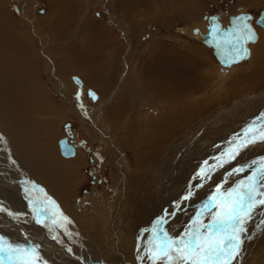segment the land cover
Returning a JSON list of instances; mask_svg holds the SVG:
<instances>
[{
    "label": "rangeland",
    "instance_id": "374dc122",
    "mask_svg": "<svg viewBox=\"0 0 264 264\" xmlns=\"http://www.w3.org/2000/svg\"><path fill=\"white\" fill-rule=\"evenodd\" d=\"M3 1L0 4V40L2 38L6 42L4 43L5 45H0V60H2L0 63L3 64V68H0V90L1 87L4 88V84L11 89L10 85L13 82L10 81V74H14V72L10 68L16 61L22 59V64H24L26 71L22 70L24 71V76L17 71L19 77L24 80V94L21 95L25 103L24 110L19 109L15 111V108H9L10 116L18 117L21 115L20 117H22L23 115L24 125L19 127L17 125V129L15 128L13 133L7 132L8 130H5L4 126H0V161L2 163H5V161L11 162L10 164L12 166L17 165L21 167L22 169L20 171L24 170V177L33 181L35 186H38L44 192L43 194L57 199L58 202V196L55 194L56 191L53 189V185L51 183L48 185L39 178L37 179L38 175L36 172H38V168L41 166L40 164H44L42 158L45 156L50 158L55 157L58 160L59 166L63 163L66 165V168L57 166L56 168L53 167L54 169H64V171L68 172L74 171L72 173L74 174L73 177H76L75 184L67 189V199L71 205L73 204L70 213L75 219H78V216L82 217V215L96 216L95 218L100 223L99 225L103 227L102 242L104 248L103 246H99L101 247L100 251L106 258L105 264H154L150 258L151 251L154 249L155 244L163 239L165 233L171 238L179 239L180 237H184L185 231L192 225L198 214L202 222L208 223L210 214L216 211V204H219L221 200H228L230 205L231 200L235 199V193H233L231 198L227 196L229 189L241 190V182L245 184L249 183L248 178L252 177L254 173L258 174L255 178L256 191L264 194V180H261L259 176L261 165L264 164V142L255 149L256 152L253 150L251 144L245 147V152L242 149H237V146L242 141L257 135V132L253 131H264V63H261L256 71L254 70V61L252 60L255 52H259V56L263 55L260 57L264 60V50L258 51L255 49L259 44H264V28L261 27V24H259L261 26L257 25L258 23L256 22L257 16H260L259 13L264 7V0H138L137 3H142V5L137 6L135 4V13H131L126 8V5L123 4L122 0H64L66 5L59 10L61 14L55 22H52L50 18L58 13L56 9L58 4H51L49 0H31L28 10L24 8V4H27L25 0ZM70 7L76 13L74 22L72 23L74 25L71 27H69L71 20H66V18H69V14L66 11ZM248 11L253 12L256 17L254 23H256V29L259 33L258 42L250 45L251 56L248 59L233 64L231 67H225L218 62L214 49L204 43L201 35V33L207 32V18L213 14H220V20L226 25L229 23L230 15H237L241 12ZM8 18L12 20V24ZM34 20L38 24L36 29L32 25ZM50 23H56V31L63 32L61 38L56 40L50 39L49 35L51 33L50 30H47ZM97 23L106 32L105 38L107 43L104 47H102V44L99 47L98 43L100 41L98 42L97 39H94L96 37V30L94 31L92 28L94 25H99ZM137 23L140 29L135 27ZM88 32H91V34L87 35ZM23 35L24 41H26V37L29 39V47L31 48H29L28 52L23 53L24 47L22 44L19 47H23V51L20 48L18 49V47H13L15 52L13 49H7L9 46L7 41L9 39L13 38L14 40L17 38L16 36L23 37ZM105 38L103 36V39ZM2 40L0 42L3 44ZM58 44H64V46L60 47ZM66 45L67 47H65ZM158 46L167 48V52L168 49L171 50L169 51V57L172 60L175 59L173 60L177 65L175 66L179 69L178 72H175L172 79L167 80L168 82L172 83L179 80L178 83L181 85L184 79L186 81L184 76L188 77V74L191 73V71L187 72L190 70L188 64L177 61L176 57L173 56L172 53L174 50L187 53L188 50L197 48L196 50L199 53L195 54L193 52L195 55H188H191L195 61L200 62V67L204 65V67H207H203L205 70L211 69L210 79L206 80L201 87L198 89L197 87L188 88V90H186L187 88L184 89L183 97L185 98H182L184 101L191 99L192 102H197L202 107L207 98L214 96L212 95L214 90V93H217L222 88L224 91L230 89L232 91L234 90V94L232 92L221 102H210L211 105L209 106V103L204 111L199 112L189 123L184 120V123L179 129L175 130L168 139L160 142L154 148L152 147L155 146L151 140L152 136L148 138L149 133H144V140L148 138L145 143L149 144L151 142L150 146H147V150L141 144H131L128 145L129 147H121L120 145L122 144L117 143V139L111 131L115 129L121 133L126 132L128 129L123 124L117 126L116 121H112L111 124L107 123L105 109L111 107L114 102L117 105L120 96L122 94L125 96L128 92V85L130 83L136 89L135 94L137 99H132L129 102V107L132 108V112L128 114L129 116L125 117V125L129 120L134 121L131 116L138 109L140 110L139 117L142 120L151 121L154 118L156 120L162 119L163 113L167 110L166 105L171 104L169 101V104L165 103V106H162V100L158 99V93L154 90L153 85L146 83V81L150 82V78L144 77L142 70L141 73L139 71V67H142L146 59L149 58V55ZM51 47L55 48L51 49ZM59 47L61 48V52H59ZM203 49L206 51L205 54L202 52ZM9 50H13L12 55L8 52ZM60 56L64 57L67 62L69 61L68 63L71 67L67 65V62L65 64L63 60L60 63L57 62L56 59ZM49 58H52L55 62L50 64L51 60ZM8 59L10 62H7ZM112 60H114L113 64ZM108 63L112 65L110 66ZM9 65L11 67H8ZM262 65L263 67H261ZM255 71L258 76L260 75L259 85L255 89L247 92L243 91L244 83L249 77L254 76ZM260 72L261 74H259ZM75 74L82 79V85L74 78ZM139 76L143 80L142 83L139 80ZM150 77L154 81V75ZM108 79L110 81L107 84ZM103 82L106 83L107 87ZM138 83L141 85H138ZM89 87L98 94L95 100L89 95ZM31 92H36L38 96L31 94ZM190 92L192 94L191 97H189ZM78 93L80 94L81 101L78 99ZM79 101L82 103H79ZM250 102L259 106L260 110L253 111L250 114L248 110V112L244 109L240 110ZM174 103L175 101H173ZM230 109H232L231 112H229ZM0 113H3L1 104ZM10 116H7L5 119L7 120ZM12 119L13 123L11 126L14 128L16 125L14 117ZM256 121L260 122L257 123ZM0 123H3V120H0ZM39 125H43V129L34 138L28 129H30L29 127H35L37 130ZM224 125L227 127V130H224ZM68 130L72 131V136H68ZM150 130L154 132L155 128L152 127ZM49 131H51L50 134ZM63 136H68L76 145L78 150L76 157H65L62 155L59 139ZM110 136L112 139H110ZM180 137L181 139H179ZM14 141L19 143L16 144ZM218 141L219 144L221 143V146H216ZM199 142L200 144H198ZM197 145L199 147L203 146V148H199ZM19 147L21 150L18 149ZM142 151H144V161L146 162V165L141 168L146 175L143 178L146 177V184L148 186L154 185L156 188L153 187V189L155 190L163 189L167 180L180 176V167H183V161L186 155L195 153V157H192L190 166H187L188 168L186 167L184 170L185 173L187 169V173H185V177L187 176L185 179L186 183L179 199L172 198L166 200V194L160 192V196L165 199L164 203L166 205L160 203L159 197L155 198L152 207L153 217L143 219L139 228H136L127 238L121 233L123 230H119V223L116 220L118 225H114L113 233L110 234V217L114 216L115 207L120 208L118 201L122 195L121 189L119 188L122 184V167H125L124 169L128 172L135 173L137 166L135 156ZM158 154L160 155L158 156ZM200 155L202 156L200 157ZM23 156L26 157L24 158ZM74 158L79 159L76 162ZM123 159L127 163L126 166H123ZM49 162L51 163V161ZM49 162L48 165L54 164H50ZM0 169V173H6L3 167H0ZM213 169H219L217 175L213 173ZM235 169H242V171L236 172L234 171ZM2 174L0 177H2ZM170 182H167L166 190H171L170 185L172 187L174 180ZM205 183L208 184L205 185ZM6 186H8V183ZM13 188L15 190L14 186ZM3 189L4 187H0V225H3L0 226V238H2L0 239V244H4L5 246H21L22 248L26 246L24 249H28L27 252L30 256L26 257V259L35 258L36 256L39 257L40 255L42 257L44 256L43 258L41 256L39 257L38 264H49V261L52 260L50 259L51 257L58 262L60 261L59 264H88V262L93 264L102 262L96 259L94 255H88L87 252L81 253L86 258V262L85 260L82 262L83 259H77L74 256H71V259L68 261H62L61 258L65 254L59 257L51 250V241L41 236L43 234L46 238V233L43 230L45 222L42 221L44 217L47 216V221L51 219L50 222H52L55 218L51 212L56 214L59 212L48 207L43 197L35 196L34 194L31 196L30 192L33 189L31 188L30 190L29 186L25 184L17 187V193L10 188ZM189 193H191L190 196ZM186 196L189 198L184 199ZM213 198H215V201ZM257 199H264V195L257 196ZM59 203L62 210L69 207L67 201L64 205L61 202ZM258 206L261 205L257 204L252 209L249 217L245 219L244 227L248 228L249 226L251 228L250 223L252 222L254 227H261L264 230V210H261V214L263 213V215H259L257 213ZM258 217H262V221ZM37 220L40 223H37ZM171 220L174 223V228H171ZM157 221L163 222L157 224ZM55 223L54 226H59L58 222ZM9 226L11 227L9 228ZM116 226L118 229H116ZM230 228L231 226H228L225 231L230 230ZM87 229L88 226H82V230L87 231ZM25 230L26 232H24ZM54 231L58 230L56 229ZM54 231L51 232L52 236L54 238L56 237L53 244H59L61 241L54 234ZM84 234L87 235V232H84ZM217 235L222 234L217 233ZM134 237L135 239L133 240ZM111 238L113 240L112 243L109 241ZM132 242L134 245H132ZM45 245L46 247L49 246L50 249H44ZM132 246L134 248L136 247V250L134 252L131 251L129 254L128 250ZM31 249H33V252ZM64 250L67 251L65 248ZM77 250L80 253V250ZM137 250H139L138 256L135 254ZM240 252L242 253L241 250ZM133 256L134 258H131ZM5 261L7 262V260ZM241 262L239 256L233 259V261H230V264H241ZM9 264H17V262L14 260L9 262ZM155 264H178V262H169L167 261V257L161 254V258L157 259ZM250 264H264V254L260 256L254 254L250 258Z\"/></svg>",
    "mask_w": 264,
    "mask_h": 264
},
{
    "label": "bare ground",
    "instance_id": "6f19581e",
    "mask_svg": "<svg viewBox=\"0 0 264 264\" xmlns=\"http://www.w3.org/2000/svg\"><path fill=\"white\" fill-rule=\"evenodd\" d=\"M3 0H0V4L2 3ZM27 4H24V8L26 10H28V6H29V3L31 4V0H25ZM51 4H58V6H56V9L58 10L56 14L53 15L52 18H50V20H52V22H55L59 16H60V9L66 5L64 0H49ZM144 1V0H143ZM4 2V1H3ZM123 4L126 5V8L129 10L130 6H129V3L131 2V0H122ZM4 5V4H3ZM132 6V4H131ZM133 7V6H132ZM31 9V7H30ZM32 10V9H31ZM25 12V11H24ZM29 12V11H28ZM62 12V10H61ZM65 12V11H64ZM66 12H68L69 14V18H66V20L68 19L71 20L70 21V25L69 27H71L73 22H74V19H75V14L74 13V9H72V7H70ZM190 12V11H189ZM9 13V12H8ZM131 13H135V10L132 9L131 10ZM27 16V15H26ZM192 16V15H191ZM232 16H236V15H230L229 17V22L232 24L231 22V18ZM35 17V16H34ZM7 18V17H6ZM213 18H214V22H213ZM221 18V15L220 14H213L211 15L210 17H208V24H207V32L209 31V29H211V25L215 26L217 25L216 23L220 20ZM259 18V17H258ZM9 22L12 24V20L10 18H8ZM7 20V21H8ZM30 20V19H29ZM49 20V19H48ZM31 21V20H30ZM93 21V20H92ZM221 21V20H220ZM258 21V19H257ZM14 22V21H13ZM95 22V21H94ZM30 23V22H29ZM91 23V22H90ZM223 23V22H222ZM258 23V22H257ZM9 24V23H8ZM26 24V23H25ZM99 24V23H97ZM256 24V23H255ZM261 23H258L257 25H259ZM33 28H37L38 27V24L37 22L34 20L33 23ZM56 23H50L49 27L47 30H50V33L51 35L50 36V39L52 40H56L58 38H61V36H63V32L62 31H56V27H55ZM81 25V24H80ZM85 25L87 26V24L85 23ZM197 25V24H196ZM224 25V23H223ZM262 25V26H261ZM259 26H261L262 28H264V25L261 24ZM12 26V25H11ZM26 26H28L26 24ZM65 26V25H64ZM67 26V25H66ZM214 26V28H216ZM51 27H54V28H51ZM90 27V26H88ZM135 27L137 29H140V26L138 25V23L135 25ZM238 29L240 30H244L243 28V24L241 25H238L237 26ZM105 28V27H104ZM83 29V28H81ZM92 30H96V37L94 39H97L98 40V45L99 47H101V44L103 45L102 47H104L107 43V40L105 38L106 36V32H104L105 30L101 29V26L100 24L99 25H94ZM257 30V29H256ZM14 31V30H13ZM85 31V30H84ZM215 31L214 29H212V32ZM83 32V31H81ZM103 32V33H102ZM258 32V31H257ZM15 33V32H14ZM24 33V32H23ZM61 33V34H60ZM108 33V32H107ZM83 34V33H82ZM91 32H88L87 35H90ZM218 34V33H216ZM26 35V33H25ZM86 35V36H87ZM203 39H204V43L210 47L213 48V46H211L210 44H208L207 42H205V33H201ZM82 36V35H81ZM85 36V37H86ZM103 36L105 39H103ZM15 37V36H14ZM18 39H17V38ZM13 40V38L9 39L7 41V44L9 45L7 47V49H13V47H18V49L20 48V50L23 51V47H24V51L23 53H26L29 51V39H27L26 37V41H24V35L23 37H18L16 36ZM93 37V36H92ZM258 38H259V33H258ZM257 39H255L254 41H248V44L249 46L251 44H254L256 42H258ZM85 39V38H84ZM2 40V38H1ZM0 40V41H1ZM91 40V39H90ZM3 41V44L0 42V45H5L4 43L6 42L5 40H2ZM18 42V43H17ZM22 46L23 47H19V46ZM53 44V43H52ZM53 46V45H52ZM58 46H64V44H58ZM4 47V46H3ZM2 47V48H3ZM59 47V52H61V48ZM67 47V45L65 46ZM64 47V48H65ZM194 47V46H193ZM192 47V48H193ZM1 48V47H0ZM22 48V49H21ZM55 47H51V49H53ZM191 48V47H190ZM202 48V47H201ZM66 49V48H65ZM197 49V48H196ZM196 49H191V50H188V52H179V51H175L172 53L174 57H176L177 61H181L183 63H186L189 65L190 67V70L187 71V72H190V74H188V77L184 76L186 78V81L183 80V84L179 85L178 83V78L179 75H178V81H175V82H168L167 80L169 79H172V77L175 75V72H178V67H176L177 65L174 63L173 60L175 59H171V57H169V50L168 49V52H167V48L163 47V46H158L150 55H149V58L146 59V61L143 63L142 67L140 68L139 67V71L141 73V70L143 71V74H144V77H149L150 78V82L146 81V83L148 85H153L154 87V90L158 93V96L159 98L158 99H161L162 101V106H165V103H168L169 104V101L171 102L170 105H166L167 107V110H165V112L163 113V117L162 119H157L154 118L153 120L151 121H145V120H142L140 117H139V112L140 110L138 109V111L131 117H133V122L131 120H129L127 122V124L125 125L124 124V121H125V117L129 116L128 114L132 112V108L129 107V102L130 100L132 99H137V96L135 94V87L132 86L133 84L130 83L128 86V92L126 93L125 96H123V94L120 96V100L118 101L117 105H115L114 103H112V106L105 109L106 110V117H107V120L106 122L107 123H112V121H116V125H122L124 127H127V131L126 132H121L119 133L118 131H116L115 129H113L111 131L112 134H114L115 138L117 139V143L119 144H122L120 145L121 147L122 146H128V145H140L143 146V148L145 150H147V146L151 144V142L149 144H146L145 142L147 141L148 138L151 137V140L153 142V144L155 146H152L153 148L156 147V145H158L160 142H163L165 141V139H168L170 135H172L173 132H175V130L179 129L181 127V125L184 123L183 121L186 120L188 123L191 121L192 118H194V116H196L199 112H202L205 110V108L207 107V105L210 103V102H214V101H217V102H221L222 100H225L226 96H228L229 94H231L233 92L234 94V90H227V91H224L223 88L222 89H219L217 91V93H212V95L214 96H211V98H207L206 99V102L202 105L199 106L197 104V102H192V100H187L184 101L182 98H185L183 97V91L185 88H187L186 90H188V88H192V87H197V89L199 87H201L205 82L206 80L210 79V76H211V72L210 70H205L204 68H207V67H200V62H197L193 59V57L191 55H188V54H193L195 55L196 53H199L198 50ZM214 49V48H213ZM251 49V48H250ZM255 49H257L258 51L260 50H264V44L261 43L259 44ZM6 50V49H4ZM14 50V49H13ZM13 50H9L8 52H10V55H12V52ZM183 51V49H181ZM201 50V49H200ZM2 51V50H1ZM15 52V50H14ZM195 54H194V53ZM204 54H205V50L203 49L202 51ZM16 53H17V50H16ZM21 53V52H20ZM167 53V54H166ZM259 52H253L254 54V58L252 59L254 62V70H256L260 65L261 63H264V60L261 59V57L263 56H259L258 54ZM15 54V53H14ZM171 54V53H170ZM185 54V55H184ZM216 54V53H215ZM262 54V53H261ZM5 55V54H4ZM64 55V54H63ZM158 55V56H157ZM178 55V56H177ZM251 56V53L248 54V56H246L245 58H243V60H239V61H236V62H233L232 64H228V65H225V64H222L218 59V62H220L223 66L225 67H231L233 64H236V63H240V62H243L244 60L248 59L249 57ZM1 57V56H0ZM50 57V56H49ZM198 57V56H196ZM207 57V56H206ZM205 57V58H206ZM217 57V55H216ZM6 58V57H5ZM173 58V57H172ZM201 58V56H200ZM218 58V57H217ZM256 58V59H255ZM1 59V58H0ZM12 59V57H11ZM16 59V58H15ZM51 60V63L52 62H55L53 61L52 58H49ZM49 60V61H50ZM63 60V62H67V60L60 56V57H57L56 61L57 62H61ZM2 60H0L1 62ZM9 61V59L7 60V62ZM5 62V63H7ZM10 62V61H9ZM69 62V61H68ZM67 62V65L69 67H71L69 65V63ZM4 63V62H3ZM13 63V62H12ZM24 63V62H23ZM114 63V60H112V64ZM210 63V62H208ZM49 64V65H50ZM54 64V63H53ZM66 64V63H65ZM110 65V63H108ZM111 64V65H112ZM252 64V63H251ZM26 65V64H25ZM108 65V66H109ZM110 65V66H111ZM155 65V66H154ZM176 65V66H175ZM206 65V64H205ZM64 66V64H63ZM8 67H11L10 65ZM66 67V66H65ZM263 67V65L261 66ZM260 67V68H261ZM0 68H3V64L0 63ZM68 68V67H67ZM216 69V68H215ZM221 69V68H220ZM10 70H12L15 74H10V81H12L13 83L10 85L11 89L9 88V86H6V84H4V88L1 87V90H0V104L2 106V110H3V113H0V120H3V123H0V126H4L5 127V130H8L7 132H11L13 133L14 129L21 125H24V117L22 115V117L18 118L16 116H13L14 117V120H15V126L13 128V126H11V124L13 123V117L10 116V110L9 108H15V111H18L19 109L20 110H24V99H22V96L24 94V80L21 79L19 77V74H17V71H19L23 76H24V71H26V68L24 66V64H22V59L20 61H16V63L10 68ZM24 70V71H22ZM223 70V69H222ZM221 70V71H222ZM236 71V70H235ZM252 71V69H251ZM257 71V70H256ZM255 71L254 73V76L252 77H249V79L244 83V88L242 89L243 91L247 92L249 90H252V89H255L259 84L258 82L260 81V75L258 76L257 75V72ZM264 71V70H263ZM262 71V72H263ZM2 72V71H1ZM9 72V70H8ZM182 72V71H180ZM224 72V71H223ZM139 73V72H138ZM183 73V72H182ZM215 73V72H214ZM6 74V73H5ZM142 74V75H143ZM216 74V73H215ZM261 74V72L259 73ZM263 74V73H262ZM149 75V76H148ZM154 75L153 79L154 81L151 79L150 76ZM185 75V74H183ZM2 76V75H1ZM110 76V75H109ZM8 77V76H7ZM262 77V76H261ZM109 78V77H108ZM114 78V77H113ZM182 78V77H181ZM81 79V78H80ZM246 79V78H245ZM244 79V80H245ZM8 80V79H7ZM139 80L141 81L142 83V78L139 76ZM181 80V79H180ZM242 80V79H241ZM240 80V81H241ZM1 81V79H0ZM4 81V80H2ZM109 79L107 80V84L109 83ZM56 82V81H55ZM63 82V81H62ZM139 82V81H138ZM5 83V81H4ZM80 85H82V83L78 82ZM104 83V82H103ZM182 83V82H181ZM210 83V82H209ZM215 83V82H213ZM241 83V82H240ZM260 83V82H259ZM1 84V83H0ZM105 86H106V83H104ZM132 84V85H131ZM140 83H138L139 85ZM103 85V84H102ZM141 85V84H140ZM211 85V84H210ZM2 86H3V82H2ZM235 86V85H234ZM107 87V86H106ZM141 87V86H140ZM64 88V87H63ZM203 88V87H202ZM207 88V87H206ZM138 89V88H137ZM205 89V88H204ZM240 89V88H239ZM208 90V89H207ZM238 90V89H237ZM193 92V91H192ZM198 92V91H197ZM238 92V91H237ZM121 93V92H120ZM211 93V92H210ZM208 93V94H210ZM31 94H34L36 96L37 93L36 92H31ZM94 94H97L94 92ZM242 94V93H241ZM90 95V94H89ZM98 95V94H97ZM189 95V94H188ZM199 95V94H198ZM192 94L190 92V95L189 97H191ZM195 96V95H194ZM30 97V96H29ZM33 97V96H32ZM196 97V96H195ZM201 97V96H200ZM205 97V96H204ZM198 98V97H197ZM94 99V98H93ZM193 99H196V98H193ZM95 100V99H94ZM183 100V101H181ZM205 100V98H204ZM158 101V100H157ZM173 101H175V103L173 104ZM199 101V100H198ZM202 102V101H201ZM79 103H82L79 101ZM160 105V107H162ZM211 105V103L209 104V106ZM135 106V105H134ZM134 106H133V109H134ZM244 106V105H243ZM158 107V106H157ZM139 108V107H137ZM264 108V106H263ZM263 108H261L263 110ZM245 110V111H249V114L253 111H257V110H260V107L255 105L254 103L250 102L248 103L247 106L245 107H242L240 110ZM159 110V109H157ZM239 110V111H240ZM146 111V110H144ZM160 111V110H159ZM232 109L229 110V112H231ZM235 111V110H234ZM247 111V112H248ZM228 112V111H227ZM25 113V112H24ZM27 113V112H26ZM146 113V112H145ZM162 113V112H161ZM241 113V112H240ZM86 114V113H85ZM242 114V113H241ZM254 114V113H253ZM252 114V115H253ZM47 115V114H46ZM232 115V114H231ZM243 115V114H242ZM7 116H10L8 117V119L6 120L5 118ZM159 116V115H158ZM248 116V115H246ZM250 116V115H249ZM257 116V115H256ZM130 117V118H131ZM258 117V116H257ZM230 118V117H229ZM251 118V116H250ZM264 118V117H263ZM31 119V118H29ZM234 119V118H233ZM256 119V118H255ZM254 119V120H255ZM245 120V119H244ZM259 120V119H257ZM263 120V119H262ZM261 120V121H262ZM239 121V120H238ZM253 121V120H251ZM264 121V120H263ZM41 122V121H40ZM227 122V121H226ZM257 123H259L258 121H256ZM255 122V123H256ZM92 123V122H91ZM95 123V122H94ZM241 123V122H240ZM246 123V122H245ZM252 123V122H251ZM254 123V124H255ZM224 124V123H223ZM231 124V123H230ZM238 124V123H237ZM264 124V122H263ZM187 125H190V124H187ZM247 125V124H246ZM43 126V125H42ZM42 126H38L37 130L35 129V127H29L30 129H28L30 132V134L32 135L33 134V137L36 138L37 135H39L38 133H40V130L43 129ZM28 127V126H27ZM155 128V131L154 132H151L152 130H150L151 128ZM237 127V126H236ZM222 128V127H221ZM235 128V127H234ZM17 129V128H16ZM25 129V128H24ZM23 129V130H24ZM117 129V128H116ZM223 129V128H222ZM26 130V129H25ZM224 130H227V127L224 125ZM253 131V130H252ZM51 131H49V134H50ZM195 132V130H194ZM253 132H257V135L254 136V137H257V140L255 143L251 144L253 146V150L255 151V149L260 146V144H262L264 142V140H260L258 139L259 135L262 133L261 131H253ZM264 132V131H263ZM144 133H149V136L147 139L144 140ZM192 133V131H191ZM231 133V132H230ZM67 134L72 136L73 134L71 133V130L70 131H67ZM106 134V133H105ZM154 134V135H152ZM193 134V133H192ZM13 135V134H12ZM17 135V134H16ZM20 135V134H19ZM245 135V134H244ZM249 136V135H248ZM15 137V136H13ZM25 137V136H24ZM176 137V136H175ZM207 137V136H206ZM209 137V135H208ZM225 137V136H224ZM232 137V136H231ZM235 137V136H234ZM139 138H140V141H139ZM15 139V138H14ZM29 139V138H27ZM110 139L111 136H110ZM181 139V137L179 138ZM234 139V138H233ZM248 139V138H247ZM13 140V139H11ZM143 140V141H142ZM171 140V139H170ZM183 140V139H182ZM181 140V141H182ZM38 141V140H37ZM232 141V140H231ZM16 142V144H18L19 142L17 141H14ZM185 142V141H184ZM10 143V142H9ZM35 143V142H34ZM42 143V142H41ZM116 143V142H115ZM168 143V142H167ZM166 143V144H167ZM13 144V143H12ZM200 144V142L198 143ZM221 144V143H220ZM219 144V141L217 142L216 146H221ZM11 145V144H10ZM21 145V144H19ZM24 145V144H23ZM208 145V144H207ZM215 145V144H214ZM60 146V145H59ZM183 146V145H182ZM195 146V145H194ZM199 147V145H197ZM213 146V145H212ZM14 147V146H13ZM21 147V146H20ZM20 147L18 149H20ZM24 147V146H23ZM32 147V146H31ZM129 147V146H128ZM203 148V146H200ZM199 147V148H200ZM25 148V147H24ZM50 148V147H49ZM75 148L76 145H75ZM168 148V147H167ZM170 148V147H169ZM201 148V149H202ZM219 148V147H218ZM17 149V147H16ZM23 149V148H22ZM207 149V148H206ZM4 150V149H3ZM21 150V149H20ZM61 150V148H60ZM160 150V149H159ZM173 150V148H172ZM195 150V149H194ZM242 150L245 152V148H242ZM19 151V150H18ZM119 151V150H117ZM207 151V150H206ZM21 152V151H20ZM23 152V150H22ZM120 152V151H119ZM153 152V151H152ZM190 152V150H189ZM256 152V151H255ZM258 152V151H257ZM25 153V151H24ZM62 153V151H61ZM191 153V152H190ZM201 153V152H200ZM240 153V152H239ZM30 154V153H29ZM76 154V152H75ZM74 155H65L62 153V155H64L65 157H73L75 156ZM195 154V153H194ZM194 154H189V155H186V157L184 158V161H183V167H180V176L174 178V179H169L166 181V185H164V188L163 189H158V190H155L153 189L156 188L154 185H149L146 184V180L145 178H143L144 176H146L144 174V171L141 169L143 166H145L146 162L144 161V151H142L140 154L138 153L135 157H136V160H137V166H136V171L135 173L133 172H128L126 169H124L125 167H122L123 168V172H121L122 174V180H121V187H119L121 189V192H122V195L118 201V206L119 207H115L114 209V216H111L110 219H111V225L110 228H109V232L110 234H112V230H113V227L114 225H118L119 223V230L123 232H121L123 234V236L125 238L129 237L132 232L137 228H139V225L141 224L142 220L145 219V218H150V217H153V211H152V207H153V204H154V199L159 197V201L160 203H164V200H168V199H179L180 195L182 194L183 192V188L185 186V173H187V169H186V172L184 173V170L185 168L188 166H190V160L192 159V157H195ZM210 154V153H209ZM242 154V153H240ZM25 155V154H24ZM28 155V154H27ZM160 154H158L159 156ZM243 155V154H242ZM20 156V155H19ZM53 156V155H52ZM51 156V157H52ZM154 156V155H153ZM167 156V155H166ZM181 156V155H180ZM198 156V155H197ZM202 155H200L201 157ZM24 158L26 156H23ZM22 157V158H23ZM28 157V156H27ZM13 158V157H12ZM21 158V156H20ZM36 158H39V157H36ZM41 158V157H40ZM159 158V157H158ZM178 158V157H177ZM182 158V157H180ZM9 159V158H8ZM43 163L44 164H47V165H44V164H40L41 166L38 168V172H36V174L38 175L37 179L39 178L41 181H43L44 183L50 185V183L53 185V189L56 191L55 194L58 196V200L59 202H61V204L64 205V203L67 201V205H69V207H66V209L62 210V207L60 206V203L57 201V199L55 198H51L45 194H43L44 192L38 187V186H35V184L33 183V181H30L27 177H24V170L23 171H20L22 168L21 167H18L17 165H13L10 164L9 162H6L5 163L1 162L0 161V167H3L5 169V174H2L0 173V175L2 174V177H0V187H4V189H13V186L15 187V190L14 192L16 191L17 193V187L18 186H22V185H26V186H29V189L31 190V188L33 189V191L31 190L30 194L31 196H33L32 194H34L35 196H41L43 197L45 203H47V206L48 207H51L53 210L59 212L58 214L56 213H53V217L55 218L52 222H50V220L46 219V217H44V221L45 224L43 225V230L45 231L46 233V238H45V235H41L42 238L46 239V240H50L51 243V250H53L59 257L62 256V254H65L61 259L62 261L63 260H70L71 259V256H74L75 258H81L83 259L82 262L85 260L86 262V258L81 254V253H88V255H94V257L96 259H99L100 261H102L101 263H93V264H105L106 263V258L104 257V255L102 254V252L100 251L101 250V247L103 246V227H101L98 222V220L95 218L96 216L92 217L90 215H82V217H79L78 216V219H75L72 215H71V211H72V205L69 203L68 199H67V192L69 189V187H71L72 185L75 184V181H76V177H73L74 174L72 172H68V171H64V169L66 168V165L65 164H60L59 166V163L57 162L58 160H56V158H50V157H43ZM68 159V158H67ZM79 159V158H78ZM77 158H74V160H78ZM164 159V158H163ZM167 159V158H166ZM18 160V159H17ZM71 160V159H70ZM69 160V161H70ZM178 160V159H177ZM183 160V159H182ZM181 160V161H182ZM23 161V160H22ZM49 161H51V163H54V164H51ZM72 161V160H71ZM125 160L123 159V166H126L127 163L124 162ZM212 161V160H211ZM48 162L51 164V165H48ZM77 162V161H76ZM178 162V161H177ZM3 165H2V164ZM22 163V162H21ZM181 163V162H180ZM217 163H219V161H217ZM222 163V162H221ZM170 164V163H169ZM212 164V163H211ZM5 165V166H4ZM23 165V164H22ZM53 165V166H52ZM180 165V164H179ZM57 166H59L60 168H64L63 170H58L57 169H54L56 168ZM177 166V164H176ZM54 167V168H53ZM187 167V168H188ZM222 167V166H221ZM220 167V168H221ZM13 168V169H12ZM59 168V169H60ZM177 168V167H176ZM15 169V170H14ZM150 169V168H149ZM1 170V169H0ZM14 170V171H12ZM169 170V169H168ZM16 171V172H15ZM122 171V170H121ZM148 171V170H147ZM178 171V170H176ZM211 171V170H210ZM213 173H215V175L218 174V171L219 169H213L212 170ZM1 172V171H0ZM171 172V171H170ZM169 173V172H168ZM127 174V175H126ZM171 174V173H170ZM175 174V172H174ZM173 174V175H174ZM179 174V173H178ZM15 175V176H14ZM68 175V176H67ZM171 176V175H170ZM172 177V176H171ZM190 178V177H189ZM80 179V178H78ZM188 179V178H187ZM202 179V178H201ZM171 180H174V183L172 182V187L170 185V188L171 190H166V187H167V182L171 181ZM7 181L8 183V186H6L7 183H5ZM71 182V184L69 185V183ZM157 181V180H156ZM148 182V181H147ZM78 183V182H77ZM171 183V182H170ZM208 183H205V185H207ZM13 185V186H12ZM24 187V186H23ZM22 187V189H24ZM75 187V186H74ZM3 189V190H4ZM26 189V188H25ZM73 190V189H72ZM166 190V191H165ZM198 190H200V188H198ZM118 192V191H117ZM160 192L163 193V194H166V197L165 199H163L161 196H160ZM185 192V191H184ZM15 193V194H16ZM120 194V193H119ZM17 195V194H16ZM38 197V198H39ZM181 200V199H180ZM38 203V202H37ZM171 203V202H170ZM181 203V202H180ZM165 204V203H164ZM166 205V204H165ZM182 205V204H181ZM2 206V205H1ZM45 206V205H44ZM264 205H261V206H258V212L259 215H263V213L261 214V210L263 211L264 210ZM263 207V209H262ZM5 208V207H4ZM156 212V211H155ZM158 213V212H157ZM49 214V213H48ZM161 214V213H160ZM178 214V213H177ZM39 215V214H38ZM61 215V216H60ZM156 215V214H155ZM154 215V217H155ZM179 215V214H178ZM182 215V214H181ZM180 215V216H181ZM45 216V215H44ZM184 216V215H182ZM264 217V216H263ZM34 218V217H33ZM66 218V219H65ZM162 218V217H161ZM22 219V218H21ZM184 219V217H183ZM259 220L263 219L262 217H258ZM46 220V221H45ZM116 220H118V223H116ZM151 220V219H150ZM160 220V219H159ZM19 221V220H18ZM262 221V220H261ZM31 222V221H30ZM55 222H58V225L59 226H54V223ZM165 222V221H164ZM146 223V222H145ZM57 224V223H55ZM170 224V223H169ZM251 228L248 226L247 227H244L245 229V232L242 234V239H243V243L241 245V251L242 253L240 252V254L237 256V258L240 256V261L241 264H250V258L254 255V254H257V255H263L264 254V230H262L261 227H254V224L251 222ZM2 225V224H1ZM0 225V226H1ZM5 225V224H4ZM148 225V224H147ZM166 225V224H165ZM249 225V224H248ZM3 226V225H2ZM28 226V225H26ZM31 226V225H29ZM82 226L84 227H87L88 226V229L87 231L85 230H82ZM11 226H9L10 228ZM17 227V226H16ZM33 227V226H32ZM171 228H174V223L172 222L171 220ZM16 229V228H15ZM58 230V231H54V230ZM116 229L117 226H116ZM176 229V228H175ZM257 230V232H255V230ZM12 230V229H11ZM42 230V229H41ZM42 230V232H43ZM28 231V230H27ZM54 231V234H56V236L59 237V240L61 241V243H57V244H53V241L56 240L51 232ZM141 231V230H140ZM139 231V232H140ZM179 231V230H178ZM26 232V230L24 231ZM41 232V233H42ZM84 232L86 233L87 232V235L84 234ZM117 232V230H116ZM115 232V233H116ZM138 232V234H140ZM15 233V232H14ZM119 233V232H118ZM120 233V234H121ZM8 235V234H7ZM253 235V236H252ZM13 236V235H12ZM55 236V235H54ZM112 237V235H110ZM116 236V235H115ZM122 236V235H121ZM8 237H10L8 235ZM13 237H16V236H13ZM24 237V236H23ZM48 237V238H47ZM57 237V238H58ZM7 238V237H6ZM28 238V237H26ZM118 238V237H117ZM124 238V239H125ZM132 238V237H131ZM4 239V238H3ZM135 239V237L133 238V240ZM11 240V239H10ZM37 240V239H36ZM39 240V239H38ZM41 240V239H40ZM131 240V239H130ZM94 241V242H92ZM111 243H112V238L111 240H109ZM132 241V240H131ZM6 242V241H5ZM39 242V241H38ZM57 242V241H56ZM130 242V241H129ZM27 243V242H26ZM133 243V242H132ZM131 243V244H132ZM41 244V243H40ZM4 245V244H3ZM39 245V244H38ZM44 245V243H43ZM101 247H100V246ZM134 245V243L132 244ZM260 245H261V249H260ZM29 246V245H27ZM41 246V245H40ZM59 246H62V247H59ZM122 246V245H121ZM26 247V246H25ZM24 247V248H25ZM31 248V247H30ZM33 248V247H32ZM45 248H48L50 249L49 246L46 247V245L44 246V249ZM67 249L66 250H64ZM104 248V246H103ZM125 248V247H124ZM129 248V247H128ZM136 248V247H135ZM133 246L130 250H128V253L130 254L131 251L134 252L136 249H135ZM39 249V248H38ZM79 249L80 250V253L79 251L77 250ZM260 249V250H259ZM28 250V249H27ZM33 249H31L32 251ZM50 250V252L52 253V251ZM30 251V252H31ZM39 251H42V250H39ZM105 251V250H104ZM33 252V251H32ZM138 252L139 250H137V252L135 254H137L138 256ZM35 253V252H34ZM69 253V254H68ZM73 255H72V254ZM43 254V253H42ZM38 255V254H37ZM49 255V254H48ZM33 256V255H32ZM42 257V255H40ZM39 256V257H40ZM57 256V257H58ZM248 256V257H247ZM30 257V256H29ZM44 257V256H43ZM42 257V258H43ZM50 257V256H49ZM91 257V256H90ZM93 257V258H94ZM46 258V257H45ZM131 258H134L131 257ZM26 259V257H25ZM40 259V258H39ZM49 261V264H59V262L56 260V259H53V257H51ZM42 260V259H41ZM81 261V260H80ZM93 261V260H92ZM233 261V260H231ZM5 263L4 264H9V262L7 263L6 261H4ZM39 262V260H38ZM41 262V261H40ZM48 262V261H46ZM84 262V263H85ZM45 263V262H44ZM47 264V263H46ZM77 264H80V263H77ZM86 264V263H85ZM88 264H90V262H88Z\"/></svg>",
    "mask_w": 264,
    "mask_h": 264
},
{
    "label": "snow or ice",
    "instance_id": "6c2138e0",
    "mask_svg": "<svg viewBox=\"0 0 264 264\" xmlns=\"http://www.w3.org/2000/svg\"><path fill=\"white\" fill-rule=\"evenodd\" d=\"M238 19L244 22L249 17ZM243 28L245 42L254 41L256 37L250 25L244 23ZM242 54L246 56L247 49H242ZM258 139L264 140V132L259 135ZM256 140L257 137L246 139L237 146V149L245 148L255 143ZM234 171L240 172L242 169ZM257 175L254 173L252 177H249L247 184L241 182V190L229 189L227 196L231 198L235 193V199L231 200L230 205L228 200H221L219 204H216V211L210 214L208 223L202 222L198 214L192 225L185 231L184 237L171 238L165 233L163 239L155 244L151 251L150 258L154 264L157 259L161 258V254L167 257V261H177L178 264H230V261L240 254L243 243L242 234L245 232L243 227L245 219L249 217L257 204L264 205V199H257V196L264 195L256 191L255 178ZM259 176L261 180H264V164L261 165ZM188 198V196L184 197V199ZM213 199L215 201V198ZM162 222L157 221V224ZM37 223L40 221L37 220ZM228 226H231L230 230L225 231ZM217 233L222 235H217ZM28 256L27 250L21 246L0 244V264H4L5 260L9 262L15 260L17 264H38V256L23 259Z\"/></svg>",
    "mask_w": 264,
    "mask_h": 264
},
{
    "label": "water",
    "instance_id": "95a60500",
    "mask_svg": "<svg viewBox=\"0 0 264 264\" xmlns=\"http://www.w3.org/2000/svg\"><path fill=\"white\" fill-rule=\"evenodd\" d=\"M17 9V6H16ZM248 17L244 13H239L236 16H232L231 22L232 24H227L226 27L222 25L220 21H218L214 28L213 25H211V29H209L208 32L205 33V42L213 46L214 52L216 53L218 60L225 65L232 64L233 62L239 61L249 54V47H248V41L245 42L244 40V34H241L237 36L236 38L234 37V33L236 32V29L238 28V25H242L244 23H247L250 25L247 21L242 22L239 17ZM214 22V18H213ZM258 22L264 25V12L263 14L258 18ZM251 29L255 33L254 28L250 25ZM212 29L215 31L212 32ZM218 33V34H216ZM240 34V33H238ZM256 37V33H255ZM240 45V47L238 46ZM242 49H247V55L244 56L242 54ZM78 82L82 83V79L79 77L74 76ZM89 94L96 99L98 97L97 94H94V90L88 89ZM78 99L81 101L80 94H77ZM70 131V130H68ZM59 144L60 148L63 154L65 155H74L76 152L75 146L69 141L68 136H63L59 139Z\"/></svg>",
    "mask_w": 264,
    "mask_h": 264
},
{
    "label": "crops",
    "instance_id": "0c3cea01",
    "mask_svg": "<svg viewBox=\"0 0 264 264\" xmlns=\"http://www.w3.org/2000/svg\"><path fill=\"white\" fill-rule=\"evenodd\" d=\"M137 1H138V0H134V1H132V2L129 3V6H130L129 10H130V11H131L132 9H134V6H136V5H137V6H138V5H142V3H141V4H140V3H137ZM141 1H143V0H141ZM131 4H132L133 7L131 6ZM135 4H136V5H135ZM143 5L146 6L145 3H143ZM135 12H136V11H135ZM125 15H126V14H125ZM196 21H198V20H196ZM57 127H58V126H57Z\"/></svg>",
    "mask_w": 264,
    "mask_h": 264
},
{
    "label": "flooded vegetation",
    "instance_id": "af4514ba",
    "mask_svg": "<svg viewBox=\"0 0 264 264\" xmlns=\"http://www.w3.org/2000/svg\"><path fill=\"white\" fill-rule=\"evenodd\" d=\"M71 133H72V131H71ZM67 135V134H66ZM68 136H70V135H68ZM69 138V137H68ZM69 141L75 146V144H74V142L71 140V139H69ZM76 142V141H75ZM77 148H76V154H75V156L74 157H76V155H77Z\"/></svg>",
    "mask_w": 264,
    "mask_h": 264
}]
</instances>
